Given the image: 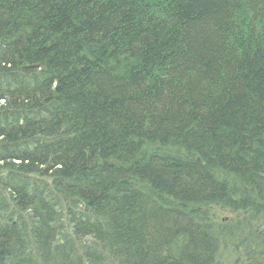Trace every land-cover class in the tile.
I'll list each match as a JSON object with an SVG mask.
<instances>
[{
    "label": "trees",
    "instance_id": "trees-1",
    "mask_svg": "<svg viewBox=\"0 0 264 264\" xmlns=\"http://www.w3.org/2000/svg\"><path fill=\"white\" fill-rule=\"evenodd\" d=\"M0 264H264V0H0Z\"/></svg>",
    "mask_w": 264,
    "mask_h": 264
}]
</instances>
